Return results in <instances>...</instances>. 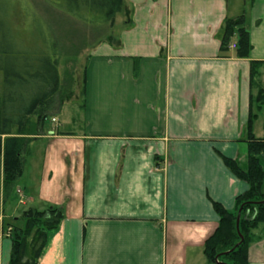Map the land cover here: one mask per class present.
Wrapping results in <instances>:
<instances>
[{"label": "crops", "instance_id": "0c3cea01", "mask_svg": "<svg viewBox=\"0 0 264 264\" xmlns=\"http://www.w3.org/2000/svg\"><path fill=\"white\" fill-rule=\"evenodd\" d=\"M237 1L124 0L119 32L91 47L83 73L84 134L57 118L66 86L47 117L59 124L46 119L28 147L20 203L64 212L39 264H208L214 204L234 212L249 190L224 158L248 169L251 63H264V0ZM241 15L249 58L237 33L221 52L225 23ZM0 218L10 221L5 207ZM257 236L249 264H264L263 228ZM11 249L0 239V264Z\"/></svg>", "mask_w": 264, "mask_h": 264}, {"label": "trees", "instance_id": "16d2710c", "mask_svg": "<svg viewBox=\"0 0 264 264\" xmlns=\"http://www.w3.org/2000/svg\"><path fill=\"white\" fill-rule=\"evenodd\" d=\"M59 12L93 29L112 27L123 11L124 0H44ZM251 0L250 3H254ZM3 4L0 16V146L3 148V183H0V216L5 202L14 193L25 169V157L32 137L43 132L45 120L63 93L59 71L60 43L47 23L36 14L29 23L19 21L8 25L6 18L13 9ZM15 13V12H14ZM19 13V12H18ZM23 15V12H20ZM241 15L225 23L221 52L230 49L232 38L238 34L239 58H249L252 45ZM29 26V28H27ZM261 62L251 63V87H258L254 100L251 96L248 123V169L236 161L224 158L226 166L249 190L236 199V210L227 211L221 204L214 208L220 217L215 233L206 241L204 253L208 264H249L248 250L264 229V135L257 138L255 122L264 107V87L260 82ZM83 90L86 87L84 76ZM254 101L257 104L255 112ZM264 127V124H263ZM240 224L237 228L239 213ZM24 226L11 234L12 249L9 264H39L48 244L49 234L59 229L64 220L60 208L40 211L30 208L22 215ZM6 231V226L0 224ZM243 240V241H242Z\"/></svg>", "mask_w": 264, "mask_h": 264}, {"label": "rangeland", "instance_id": "374dc122", "mask_svg": "<svg viewBox=\"0 0 264 264\" xmlns=\"http://www.w3.org/2000/svg\"><path fill=\"white\" fill-rule=\"evenodd\" d=\"M240 4V0L237 1ZM12 6L11 13L6 18L8 25L12 23L18 27L19 21L23 23H29L36 14H38L41 19H43L51 31L55 34L56 38L60 43V60H59V71L61 77V84L64 87L63 92L72 91L70 96L65 100V107L60 111L57 118H59L64 127H70V120L76 119V123L73 128L74 132L81 134L85 126L84 112L79 106L82 84H83V73L87 65L89 55L91 54V47L97 42H102L101 40H109L111 34L116 35L119 32V26L117 27H105L103 29H93V27H88L71 17L59 12L52 6L47 4L44 0H0V9L3 4ZM235 4V0H231V4ZM243 6V5H242ZM244 8V7H243ZM2 10H0L1 12ZM15 12V13H14ZM19 12V13H18ZM23 12V15H20ZM36 13V14H35ZM2 16V15H1ZM0 16V22H2L3 17ZM119 21L121 16H119ZM29 28V26H27ZM112 29V30H111ZM263 68V67H262ZM262 68L260 69L261 77L260 82L264 87V75L262 76ZM264 74V72H263ZM71 89V90H70ZM258 93V87L253 88V98L256 99ZM68 94V93H67ZM82 101V100H81ZM254 110L257 112V104L254 101ZM259 114V119L255 122L256 128L254 132L260 135H264V107ZM52 117H49L46 121V126L55 127L59 122L52 123ZM51 123V124H50ZM79 124V126L77 125ZM84 134V132H83ZM28 154L25 157V176L24 179L29 175L28 169L31 168L32 158H28ZM262 163L264 166V157L262 158ZM31 172V169H30ZM2 185V184H1ZM15 188L14 193L9 197L6 204H4L6 215L9 218V222L0 218V221L6 226V231L12 234L15 228H20L24 226V219L21 218L24 211H27L30 205H25L20 203V195L16 193ZM16 210V214L13 211ZM43 211V210H40ZM15 216V217H14ZM17 218V220H15Z\"/></svg>", "mask_w": 264, "mask_h": 264}, {"label": "built area", "instance_id": "2783aa9c", "mask_svg": "<svg viewBox=\"0 0 264 264\" xmlns=\"http://www.w3.org/2000/svg\"><path fill=\"white\" fill-rule=\"evenodd\" d=\"M9 236H10V234L9 233H5L3 231V229L1 228V230H0V239H2L3 237H9Z\"/></svg>", "mask_w": 264, "mask_h": 264}, {"label": "water", "instance_id": "95a60500", "mask_svg": "<svg viewBox=\"0 0 264 264\" xmlns=\"http://www.w3.org/2000/svg\"><path fill=\"white\" fill-rule=\"evenodd\" d=\"M240 216H241V212L239 213L238 218H237V228H238V231H239V224H240Z\"/></svg>", "mask_w": 264, "mask_h": 264}]
</instances>
